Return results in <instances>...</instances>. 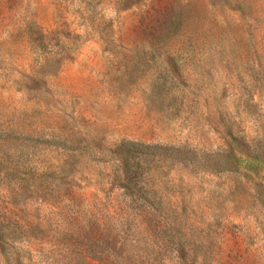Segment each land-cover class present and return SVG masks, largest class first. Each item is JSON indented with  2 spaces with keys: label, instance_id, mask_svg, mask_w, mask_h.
<instances>
[{
  "label": "rangeland",
  "instance_id": "374dc122",
  "mask_svg": "<svg viewBox=\"0 0 264 264\" xmlns=\"http://www.w3.org/2000/svg\"><path fill=\"white\" fill-rule=\"evenodd\" d=\"M233 143L264 155V0H0V264H264Z\"/></svg>",
  "mask_w": 264,
  "mask_h": 264
},
{
  "label": "trees",
  "instance_id": "16d2710c",
  "mask_svg": "<svg viewBox=\"0 0 264 264\" xmlns=\"http://www.w3.org/2000/svg\"><path fill=\"white\" fill-rule=\"evenodd\" d=\"M235 144L228 151L227 155L222 158V162L218 164L220 169L241 171L245 176H250L260 186L264 184V155L261 154H242L241 151H234ZM135 149V148H134ZM134 149L125 152L126 156L122 161L128 165L133 159Z\"/></svg>",
  "mask_w": 264,
  "mask_h": 264
}]
</instances>
